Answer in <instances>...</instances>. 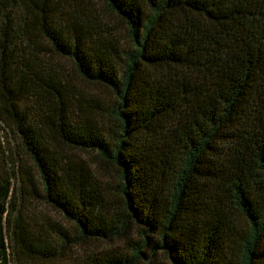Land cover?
<instances>
[{
	"label": "trees",
	"instance_id": "trees-1",
	"mask_svg": "<svg viewBox=\"0 0 264 264\" xmlns=\"http://www.w3.org/2000/svg\"><path fill=\"white\" fill-rule=\"evenodd\" d=\"M0 264H264V0H0Z\"/></svg>",
	"mask_w": 264,
	"mask_h": 264
},
{
	"label": "rangeland",
	"instance_id": "rangeland-1",
	"mask_svg": "<svg viewBox=\"0 0 264 264\" xmlns=\"http://www.w3.org/2000/svg\"><path fill=\"white\" fill-rule=\"evenodd\" d=\"M120 32H121L120 33L121 37L124 40H127L126 33L123 30L122 31L120 30ZM62 65H63V63H62ZM67 69H68V67H67ZM70 75H71V78L73 80V83L77 84V86L79 85L80 87H83L84 89H88L89 91L91 90V92L95 91V90H93V88L91 86H86L85 84H83L75 75H73V73H70ZM17 150L20 151L21 150L20 147H17ZM18 155H19V158L21 160L20 161L21 164H24L26 169L30 172L34 186H35V189H36V192L40 196V198L37 199L36 201L31 200L30 201L31 203H27L24 201V199H22V197H24V196H18L17 195V196H15V200L13 201V204H15V207L6 206V208H8V210H13L14 208L17 209L22 216H27V219H26L27 222L28 221L30 222L29 218H31V223H37L38 225H42L44 223V217L45 216L51 221L53 219H55L56 223H60L62 226L66 227L70 232L73 233V231H74L73 227H72L73 225L65 222V220H63L56 212H53L51 207L48 204H46V202L43 198L44 191L36 182L37 178L35 177V174H34L35 169L33 171V167L31 165V163L28 161V159L25 156H23L21 154V151L18 152ZM81 158H83L87 163H90V164L95 161L93 154L83 153L81 155ZM91 169H93L92 164H91ZM20 175L22 177V172ZM110 175H111L110 176L111 182L113 184H116V181H117L116 176L113 173H110ZM18 181H20V180L18 179V175L15 172L14 178L12 179L14 187H16L18 185ZM135 237L137 240L140 239L139 235H135ZM137 240H135V241H137ZM105 247L109 248L108 246H105Z\"/></svg>",
	"mask_w": 264,
	"mask_h": 264
}]
</instances>
